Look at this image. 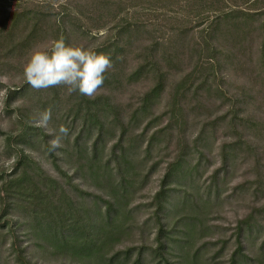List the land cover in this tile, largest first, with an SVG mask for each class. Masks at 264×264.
Listing matches in <instances>:
<instances>
[{"label": "rangeland", "instance_id": "rangeland-1", "mask_svg": "<svg viewBox=\"0 0 264 264\" xmlns=\"http://www.w3.org/2000/svg\"><path fill=\"white\" fill-rule=\"evenodd\" d=\"M211 4L223 9L234 4L244 10L264 9V0L30 3L50 16L51 22L45 24L49 34L53 33L52 20L66 14L65 27L74 26L77 30L80 26L91 32L87 36L72 35L68 45L73 47L90 50L116 34L119 26L136 25L137 34L124 42L127 63L148 61L144 58L148 49L154 52L151 61L157 66L137 83L110 94L112 102L121 106L120 113L126 112L123 116L127 120L132 108L154 86L155 73L165 75L161 96L149 112L139 116L137 124L127 129V136L129 131L130 136L141 135L150 123L140 140L148 141L157 131L160 136L150 151L143 149L146 142L131 151L133 157L127 163L134 168L130 176L132 195L126 204L130 219L123 225L124 236L115 239L110 255L130 249L133 258L141 255L143 264H165L162 257L168 258L169 264H230L235 255L236 264H264V67L257 62L264 52V35L256 31V20L249 28L253 32L243 43L244 49L235 55V51L227 49L229 41H218L219 37L212 40L206 35L213 16L206 8ZM24 5H29V1L7 0L11 10ZM49 34H41L42 38L25 52L22 60L0 73V264H75L51 245L38 246L42 241L29 223L28 202L15 193V188L5 191L6 183L20 172L19 161L24 155L34 160L45 175L57 178L60 184L67 181L53 169L48 154L43 153L59 135L63 121L51 114L47 125H42L41 114L45 110L41 104L54 99L58 108L67 109L77 105V95L68 94L64 86L36 90L23 76L31 53L50 49ZM204 43L208 46L204 47ZM209 47L217 48L218 53L211 59L203 58L213 54V50L207 51ZM180 83L182 87L176 91ZM10 90L18 91L9 97ZM102 93L105 91L100 89L95 96ZM23 122L33 129V148L19 138ZM76 126L67 127L69 133L61 138V147H65L64 140L73 142L78 133ZM122 126L118 121L115 127L106 126L109 133L103 161ZM38 128L43 129V136ZM55 152L59 156V150ZM140 160L142 164H138ZM173 162L179 165L164 187V199H157L164 175ZM60 164L69 176L73 174L64 163ZM99 180L104 182L106 177L101 174ZM74 182L80 184L89 206L93 201L102 205L101 199L108 198L92 179L78 176ZM161 244L168 247L160 250ZM159 250L163 255H159Z\"/></svg>", "mask_w": 264, "mask_h": 264}, {"label": "trees", "instance_id": "trees-1", "mask_svg": "<svg viewBox=\"0 0 264 264\" xmlns=\"http://www.w3.org/2000/svg\"><path fill=\"white\" fill-rule=\"evenodd\" d=\"M28 1L29 5L21 6L19 10H11L7 6V0H0V73L17 60H22L25 52L36 45L39 38H42L41 34L50 33L45 27V24L51 22L50 16L40 8L30 5L33 0ZM256 3L255 1L254 4ZM206 9L213 13L206 28V35L212 40L219 37L218 41H229L227 49L235 51V55H237L236 51L244 49L243 43L249 38L252 31L249 28L256 20H258L256 31L262 32L264 35V20H261L264 16V9L261 11L244 10L236 4L228 8L225 7V9L217 4H211L207 5ZM66 17L68 14L60 19L52 20L53 33L49 34L51 42L63 37L68 45L72 35L76 33L84 36L91 34L80 26L77 27V30L74 26L73 28L65 27ZM135 26V24L128 23L119 26V31L116 34L107 36L104 42L90 49L111 58L113 66L105 73V81L101 88L105 93L94 98L76 93L77 105L67 109L64 106L58 108L54 99L41 104L42 109L50 111L54 118L61 120L60 122L63 121L64 126L72 127L76 124V128L78 127V133H76L73 142L64 140L65 147L57 148L59 156L48 144L43 150V153H47L51 158L53 169L67 179L66 183L61 182L60 184L57 182V178L45 175L34 160L24 155L19 161L22 164L20 172L15 179L5 185V191L15 188V193L23 196L28 202L27 210L31 213L29 223L31 222L30 225L35 227L36 236L42 241V244L40 243L38 246L44 248L51 245L58 254L65 256L75 264H143L141 255L138 254L133 258V251L130 249L123 253L116 252L110 255L115 239L118 236H124L123 225L130 219L126 204L127 199L132 195L130 188L133 181L130 180V176L134 168L129 166L130 162L127 163L128 159L133 157L131 151L141 148L145 142L144 151H150L152 145L158 142L157 137L160 136L157 131L151 135L148 141L144 138L140 140L148 130L150 123H147L141 135L130 136L131 131H129V136H127V129L131 124H137L139 116L149 112L151 106L161 96L165 88V75L155 73L154 86L142 96L138 105L130 107L133 111L128 120L123 116L126 112L120 113L121 106L114 104L110 97V94L122 87L137 83L138 80L147 77L151 74V69L157 66V63L151 61L154 52L148 49L144 53V58H147L148 61L137 62L136 65L127 63L128 50L124 47V42L133 38L135 33L137 34ZM92 38L94 37L92 36ZM262 45L264 48V41ZM205 46L207 47L208 44L204 43ZM212 50L213 54H209L210 57L204 56L203 58L211 59L218 53L217 48H207V51ZM241 52L243 50L239 53ZM257 62L264 67V52ZM181 87L180 83L176 85L175 90L178 91ZM17 91L10 90L9 97ZM8 103L7 100V105ZM115 121L123 125L121 133L113 143L107 158L103 161L106 146L105 137L109 133L106 126L113 125L115 127ZM23 124L24 127L19 138L24 145L33 148L34 141L30 136L33 129L25 122ZM38 130L41 134L43 133V129L38 128ZM83 134H85V138H83ZM60 163H64L66 169L71 170L73 174L69 176L63 171ZM138 164H142V160ZM178 165L176 162L169 165L162 180L161 189L156 196L157 199H164L166 191L164 187L169 184V177L173 175V171ZM101 174L106 177L104 182L99 180ZM78 176L82 179H92L104 189L105 196L108 198L101 199L102 205L93 201L94 203L92 202V205L89 206L85 202L84 195L79 188L80 184L72 183L73 178L76 179ZM163 207L164 205L161 208ZM167 247L163 244L159 246L160 250ZM160 250L159 255L162 254ZM162 259L165 264H169L168 258L162 257ZM236 263V256L233 255L230 264Z\"/></svg>", "mask_w": 264, "mask_h": 264}, {"label": "clouds", "instance_id": "clouds-1", "mask_svg": "<svg viewBox=\"0 0 264 264\" xmlns=\"http://www.w3.org/2000/svg\"><path fill=\"white\" fill-rule=\"evenodd\" d=\"M112 66L108 55L69 46L61 37L52 42L50 49L31 53L23 67V76L36 90L64 86L68 94L94 98L104 84L105 73ZM50 119V111L45 110L41 114V124L47 125ZM68 133L66 126L59 128V135L50 141L52 150L62 146L61 138Z\"/></svg>", "mask_w": 264, "mask_h": 264}]
</instances>
